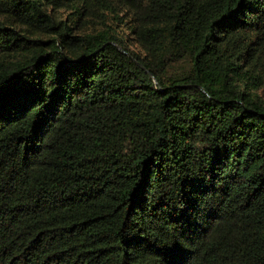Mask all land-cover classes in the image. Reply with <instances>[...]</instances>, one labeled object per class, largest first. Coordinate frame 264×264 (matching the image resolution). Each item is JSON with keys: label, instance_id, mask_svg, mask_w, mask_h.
Wrapping results in <instances>:
<instances>
[{"label": "trees", "instance_id": "1", "mask_svg": "<svg viewBox=\"0 0 264 264\" xmlns=\"http://www.w3.org/2000/svg\"><path fill=\"white\" fill-rule=\"evenodd\" d=\"M0 264H264V0H0Z\"/></svg>", "mask_w": 264, "mask_h": 264}]
</instances>
